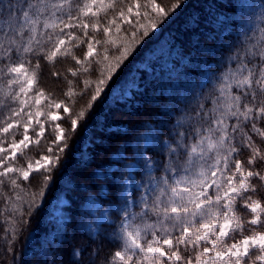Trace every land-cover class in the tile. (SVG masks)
<instances>
[{
	"label": "snow or ice",
	"instance_id": "1",
	"mask_svg": "<svg viewBox=\"0 0 264 264\" xmlns=\"http://www.w3.org/2000/svg\"><path fill=\"white\" fill-rule=\"evenodd\" d=\"M165 16L154 0L143 5L139 0H0V187L7 181L19 190L13 213L23 216L26 204L31 215L67 147V130L59 123L64 117L54 110L70 114V107L40 87L41 62L51 65L70 57L76 67L68 72L82 78L83 88L76 91V81L68 80L65 96L74 103L91 91V109L135 45ZM122 24L132 31L123 32ZM258 31V37L245 33L229 62L210 78L202 102L166 128L152 130L125 165L119 188H109L115 206L101 220H107V238L118 250L108 264H182L181 247L199 249L195 264H245L250 250L257 252L252 264H264V230L242 235L245 222L237 211L243 200L251 212L247 225L264 229V203L249 195L258 190L253 180L264 183V175L254 170L258 162L264 164V148L253 139L254 134L264 142V27ZM101 33L103 39H98ZM81 46H86L83 58L75 53ZM84 116L81 110L71 118L72 131ZM45 123L56 134L55 149L50 145L43 163L36 161L35 170L47 174L39 192L28 193L18 181L30 180L33 164L24 168L14 162L32 142L29 129L39 125L38 142ZM18 134L22 139H15ZM242 149L251 153L246 163L252 167L238 158ZM126 159L120 156L121 162ZM133 170L143 179L136 180ZM128 188L132 191L125 194ZM95 223L90 239L100 235V223ZM237 233L242 239H235ZM164 246L175 250L169 254ZM71 255L78 257L81 251Z\"/></svg>",
	"mask_w": 264,
	"mask_h": 264
},
{
	"label": "trees",
	"instance_id": "2",
	"mask_svg": "<svg viewBox=\"0 0 264 264\" xmlns=\"http://www.w3.org/2000/svg\"><path fill=\"white\" fill-rule=\"evenodd\" d=\"M154 2L167 12V16L158 20L157 27L148 37H137L140 42L135 45L133 54L109 81L91 109L87 108L91 91L77 96L74 103L65 96L68 80L76 81V91L83 88L82 78H73L68 72L69 68L76 67L70 57L58 58L51 65L41 62L40 87L70 107V114L59 110L64 117L59 123L68 134L67 147L60 163L51 171L44 196L37 197L38 206L32 209L31 215H28L26 204L22 209L23 216L13 213V207L18 206L16 193L19 190L11 189L7 181L0 187V264H108L118 246L107 238L111 231L107 221L100 223L98 237L89 238L92 233L84 227L93 217L86 205L87 197L94 196L99 206L110 212L114 203L109 188H119L125 165L131 162V155L138 145H142L144 135L152 134V130L161 125L166 128L182 113L190 112L202 102L210 91V78L218 75L229 62L237 45L246 39L245 33L247 36L255 33L258 37L259 28L264 27V0ZM139 3L143 5L145 0H139ZM173 4H177L174 9ZM144 10L142 7L141 12ZM147 10L155 18V13L150 8ZM130 19L135 21L137 18L132 16ZM121 27L125 33L132 31L129 25L122 24ZM97 38L103 39L102 33ZM85 51L86 46H81L75 53L83 58ZM53 72L61 75L53 76ZM92 78H96L95 73ZM131 80L134 86L130 87V95L113 94L116 88L126 86ZM81 110H85V116L72 131L71 118ZM55 135L45 123L43 136L38 142L31 143L23 155L17 154L15 165L25 167L42 155H50L48 148L51 145L55 149ZM253 139L257 146L264 148L259 137L253 134ZM250 154L247 149H242L238 157L245 162V167H252L246 163ZM121 155L128 159L121 162ZM254 170L264 175V164L258 162ZM46 174L33 171L29 181L21 179L18 183L28 193H38ZM135 178L143 179L142 176ZM253 183L258 190L249 195L264 203V183L258 179ZM19 194L24 197L23 192ZM60 197L67 199L61 206L65 217L62 224L50 218L51 206ZM243 204V200L237 204L238 214L245 222L242 235H249L254 229L264 230L247 225L251 212ZM242 235L235 234V239H242ZM232 242L228 240L229 244ZM164 249L169 254L175 250H169L167 246ZM73 250H80L81 255L74 257L71 255ZM198 251L181 247L182 264H187L189 259L195 264ZM256 255L255 250H250L249 256L244 258L245 264H252Z\"/></svg>",
	"mask_w": 264,
	"mask_h": 264
},
{
	"label": "rangeland",
	"instance_id": "3",
	"mask_svg": "<svg viewBox=\"0 0 264 264\" xmlns=\"http://www.w3.org/2000/svg\"><path fill=\"white\" fill-rule=\"evenodd\" d=\"M248 4V3H247ZM154 55V54H153ZM152 55V56H153ZM207 79V76L204 77V81ZM134 82L131 80L130 83H128L126 86L124 87H118L114 90L113 94H116L117 96H128L130 95V87L134 86L133 85ZM57 111V114L62 116V113L59 110H54ZM41 119L43 120L44 117H41ZM40 129H39V125H35V131H33L31 128L29 129V136L32 140L31 143L36 142L37 141V133H39ZM23 132V129L21 128V133ZM151 138V134L150 132L146 133L144 135L143 141H142V145L145 143L146 139H150ZM16 140L22 139V135H19L18 137H15ZM10 142V141H9ZM30 143V144H31ZM29 144V145H30ZM43 156L46 155H42L41 157L37 158L36 160H34L33 162H31L33 164V169L34 171H36V161H40L41 163H43V160L41 159ZM28 163L26 164V166L24 168H27ZM100 173V172H99ZM132 175L136 177V174L134 172V170L132 171ZM136 179V178H135ZM139 180V179H136ZM130 188H128L125 192V194L130 193ZM67 203V199H65L64 197H60L59 199H57L54 204L51 206V217L53 219H56L57 222L59 223H63L65 221V217L62 215V208L61 206L63 204ZM86 205L88 210L90 211L93 220L87 222L85 224V229L87 231H90V229H95L96 227V223L97 221H99V223L103 222V221H107V220H101V216L104 212L108 211V208L104 207H100V203L98 201L95 200V197L90 195L89 197H87L86 199ZM115 206V205H113ZM64 220V221H63Z\"/></svg>",
	"mask_w": 264,
	"mask_h": 264
}]
</instances>
